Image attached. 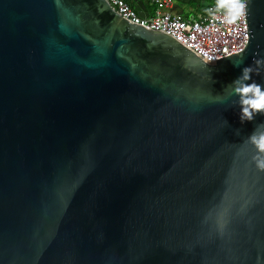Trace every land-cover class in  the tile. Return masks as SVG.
Masks as SVG:
<instances>
[{
  "label": "water",
  "instance_id": "water-1",
  "mask_svg": "<svg viewBox=\"0 0 264 264\" xmlns=\"http://www.w3.org/2000/svg\"><path fill=\"white\" fill-rule=\"evenodd\" d=\"M244 4L245 46L209 61L107 0H0V264H264V114L222 100L264 85Z\"/></svg>",
  "mask_w": 264,
  "mask_h": 264
},
{
  "label": "built area",
  "instance_id": "built-area-1",
  "mask_svg": "<svg viewBox=\"0 0 264 264\" xmlns=\"http://www.w3.org/2000/svg\"><path fill=\"white\" fill-rule=\"evenodd\" d=\"M107 1L130 23L170 35L202 60L214 61L236 53L247 42L245 11L227 22L234 12L232 0H226L223 7H218L219 0H200L204 11L187 17L170 11L174 0H152L154 8L149 17L141 16L126 0Z\"/></svg>",
  "mask_w": 264,
  "mask_h": 264
},
{
  "label": "clouds",
  "instance_id": "clouds-1",
  "mask_svg": "<svg viewBox=\"0 0 264 264\" xmlns=\"http://www.w3.org/2000/svg\"><path fill=\"white\" fill-rule=\"evenodd\" d=\"M226 0H219L218 7H223ZM231 8L233 14L228 17L229 23L234 21L237 15H242L245 11L244 0H232ZM251 79V69L244 68L241 74L232 82V96L236 99L222 98L227 102L239 106V119L245 121H255L257 115L264 114V85L256 82L249 83ZM224 124L228 121L225 119ZM239 135L240 129H235ZM247 143L251 144L255 151L251 157L256 169L264 171V121L255 124L254 129L247 137Z\"/></svg>",
  "mask_w": 264,
  "mask_h": 264
},
{
  "label": "crops",
  "instance_id": "crops-1",
  "mask_svg": "<svg viewBox=\"0 0 264 264\" xmlns=\"http://www.w3.org/2000/svg\"><path fill=\"white\" fill-rule=\"evenodd\" d=\"M175 1H178V0H174V3L172 5V7L170 8V11L173 14H179L181 16L187 17L189 15H194L198 12H202L201 11L202 9L204 10V4L201 1H195V0H186L184 2L178 1L182 4H184L185 6H176ZM186 6H188V7L193 6L194 9H192V10L187 9ZM153 8H154V4L152 1L150 3L143 2L142 15L144 17H149L152 14Z\"/></svg>",
  "mask_w": 264,
  "mask_h": 264
},
{
  "label": "trees",
  "instance_id": "trees-1",
  "mask_svg": "<svg viewBox=\"0 0 264 264\" xmlns=\"http://www.w3.org/2000/svg\"><path fill=\"white\" fill-rule=\"evenodd\" d=\"M128 3H130L132 6L134 5L135 0H126ZM145 3H150L152 0H141ZM201 11H204L203 9Z\"/></svg>",
  "mask_w": 264,
  "mask_h": 264
},
{
  "label": "rangeland",
  "instance_id": "rangeland-1",
  "mask_svg": "<svg viewBox=\"0 0 264 264\" xmlns=\"http://www.w3.org/2000/svg\"><path fill=\"white\" fill-rule=\"evenodd\" d=\"M175 5H176V6H185L184 4H182V3L178 2V1H175ZM186 8H187V9H190V10L194 9L193 6H190V7L186 6Z\"/></svg>",
  "mask_w": 264,
  "mask_h": 264
}]
</instances>
